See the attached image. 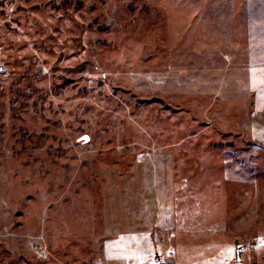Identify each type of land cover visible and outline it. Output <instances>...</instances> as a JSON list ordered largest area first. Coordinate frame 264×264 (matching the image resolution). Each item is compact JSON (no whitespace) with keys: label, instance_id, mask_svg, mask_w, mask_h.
<instances>
[{"label":"rangeland","instance_id":"obj_1","mask_svg":"<svg viewBox=\"0 0 264 264\" xmlns=\"http://www.w3.org/2000/svg\"><path fill=\"white\" fill-rule=\"evenodd\" d=\"M0 264H264V0H0Z\"/></svg>","mask_w":264,"mask_h":264},{"label":"water","instance_id":"obj_2","mask_svg":"<svg viewBox=\"0 0 264 264\" xmlns=\"http://www.w3.org/2000/svg\"><path fill=\"white\" fill-rule=\"evenodd\" d=\"M80 140L87 141L88 140V137L87 136H83V137L80 138Z\"/></svg>","mask_w":264,"mask_h":264},{"label":"built area","instance_id":"obj_3","mask_svg":"<svg viewBox=\"0 0 264 264\" xmlns=\"http://www.w3.org/2000/svg\"><path fill=\"white\" fill-rule=\"evenodd\" d=\"M237 252H238V254H241L242 253V248H238Z\"/></svg>","mask_w":264,"mask_h":264},{"label":"crops","instance_id":"obj_4","mask_svg":"<svg viewBox=\"0 0 264 264\" xmlns=\"http://www.w3.org/2000/svg\"><path fill=\"white\" fill-rule=\"evenodd\" d=\"M242 99V98H241ZM244 100V98L242 99V101Z\"/></svg>","mask_w":264,"mask_h":264},{"label":"flooded vegetation","instance_id":"obj_5","mask_svg":"<svg viewBox=\"0 0 264 264\" xmlns=\"http://www.w3.org/2000/svg\"><path fill=\"white\" fill-rule=\"evenodd\" d=\"M84 141V140H83ZM88 141V140H87Z\"/></svg>","mask_w":264,"mask_h":264}]
</instances>
